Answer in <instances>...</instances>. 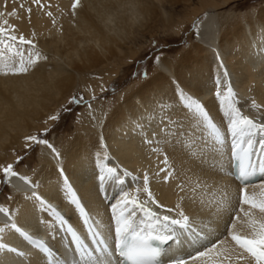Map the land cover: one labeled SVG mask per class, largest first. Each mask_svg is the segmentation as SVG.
<instances>
[{"label":"snow or ice","instance_id":"obj_1","mask_svg":"<svg viewBox=\"0 0 264 264\" xmlns=\"http://www.w3.org/2000/svg\"><path fill=\"white\" fill-rule=\"evenodd\" d=\"M253 2L249 0L245 6L243 0H233L232 8L239 9L232 16L235 24L250 28V22L257 17V10L251 7ZM31 3L40 11L51 7L45 0H31ZM20 7L24 8V4L21 3ZM80 9H83L82 0H73V15ZM26 11L31 19L33 7H28ZM4 15L0 12V17ZM9 15L16 16L17 13L13 11ZM46 15L54 25L57 23L51 11H46ZM258 35L264 37V26H261ZM36 48L34 38L18 34L17 27L9 25L7 19L0 21V75L18 77L35 70L41 60L48 59L39 51H33ZM162 55L155 56V63L167 74L169 70L164 67ZM259 56L264 57V47L259 49ZM219 67L223 70L226 90L221 91V78L217 76L214 80L215 96L226 119L231 160L236 163L235 179L240 182L238 190L233 191L232 186L223 185L217 179V174L222 175L224 172L225 149L229 147L225 142V132L214 123L200 100L183 88H176V96L182 107L153 96L147 102L137 100L135 116L125 117L120 122L124 130L122 136L127 135L130 127L133 135L140 137L141 144L147 146L151 154L163 157L160 163L164 167L151 175L149 171H144L141 176L120 164L112 166L100 161L95 165L98 195L107 206L110 223L105 225L93 219L90 211L93 201L89 199L82 202L64 167L57 168L61 183L55 191L74 206L79 222L86 226L90 234L93 248L84 243L65 215L35 190L40 185L16 171L13 163L0 164V172L4 177L0 183L10 185L15 177L33 188L30 195L24 194L31 208L17 206L13 214L9 208L0 205V213L9 216L11 220L0 227V233H4L6 228L13 230L33 246L38 254L50 257L52 248L44 240L30 235L16 221L18 218L29 220L34 217L38 224L49 228L55 223L57 228L70 236L78 257L90 260L93 264H112L113 250L121 258V264H264V184L258 185L260 192L257 194L249 193L248 183L257 174L264 175V123L243 114L241 107L237 106V93L223 59L219 60ZM133 77H142L144 82L150 80L147 70L133 73ZM169 79L179 83L174 75H170ZM117 87L114 86L111 91L115 93ZM105 91L108 89L102 87L101 92ZM96 98L93 95L92 100ZM69 103L84 105L85 99L82 95H74ZM252 104L256 106L254 100ZM87 108L89 119L96 122L91 102L87 103ZM71 111V107L64 108L62 113L50 115L45 123L59 122L63 113ZM80 119L77 116L76 122ZM13 128L14 122L6 118L0 127L5 142L12 135ZM49 131L45 129L40 136L26 135L24 147L34 149L38 145L46 146L51 150L53 158L60 161L63 159L62 153L44 138ZM102 147L107 149L108 146L104 144ZM126 150L133 151L131 140ZM24 158L18 156L16 164ZM96 158L99 161V154H96ZM103 160L107 161L109 157L105 155ZM161 173H164L165 184L170 180L175 182V189L182 202L177 203L175 208H167L168 214H162L149 206L151 202L157 208H164L150 188V181L159 178ZM110 188L115 190L114 195ZM141 193H145L147 198L141 200ZM185 208L196 215L186 214ZM110 239L112 244L109 243ZM154 241L169 246L159 247ZM5 253L28 257V253L17 247L0 242V264H13L12 258ZM33 264H40V259H33Z\"/></svg>","mask_w":264,"mask_h":264},{"label":"bare ground","instance_id":"obj_2","mask_svg":"<svg viewBox=\"0 0 264 264\" xmlns=\"http://www.w3.org/2000/svg\"><path fill=\"white\" fill-rule=\"evenodd\" d=\"M169 1L175 2L153 0L151 4L149 0H82L83 9L77 10L74 16L71 11L73 0H45L51 5L45 11H40L32 5L31 0H0V12L5 14L0 17V21L7 19L9 25L17 27L18 34L22 33L28 38H34L37 48L33 51H39L42 56L48 57L47 60H41L35 70L27 75L18 77L0 75V127L3 126L6 118L14 122L13 133L7 138V142L0 134V162L5 163L12 159L17 142L27 135L33 124L40 123L41 117L56 97V92L68 94L78 77L86 79L88 75L91 76L87 70H98L105 66L107 69H113L115 68L111 66L113 63L118 65L127 62L125 50L130 49V43L136 40L138 34H147L149 31L151 33L160 22L163 26L171 27L172 14L167 18L163 17L160 21V9ZM225 1L202 0L201 5L206 10L216 9ZM21 3L24 4V8L20 7ZM123 4L130 5L121 14L117 12L115 14L117 7ZM28 7H33L31 19L26 11ZM13 11L17 13L16 16L9 15ZM46 11L53 13L57 21L55 25L46 15ZM206 14L197 26L198 40L186 52L175 60L162 57L164 67L169 70L167 74L156 65L157 73L145 82L143 91L136 95L131 94L121 103L116 104L109 115H105L101 106L99 111L93 108L97 121L92 122L88 116L86 117L88 121L84 119L85 122L80 127L81 132L75 133L73 141L59 150L62 153V160L54 159L51 150L42 145L41 164L38 170L33 175L20 173L39 184L40 187L35 190L57 207L85 238L87 229L79 222L74 206L62 199L60 193L55 191L56 186L61 183L57 168L64 167L82 202L89 199L93 201L90 207L93 219H98L105 225L110 223L107 206L97 191L96 163L103 161L112 166L120 164L123 168L141 176L144 171H149L151 175L164 167L160 163L163 157L151 154L147 146L141 144L140 137L133 135L130 127L127 129V135L122 136L124 130L120 122L125 117L135 116L137 100L143 103L155 96L166 99L176 107H182L176 96V88H183L200 100L209 111L214 123L225 132V142L229 145L225 149L224 172L222 175L217 174V179L223 185L232 186L233 191L240 187L226 172L230 136H227L226 119L215 96L214 80L220 76L221 91L226 90L223 70L219 67V60L223 59L233 89L237 93V106L241 107L244 115L264 123V57L259 56V49L264 47V37L258 35L259 29L264 26V8L258 10L256 19L250 22L248 29L237 24H233V28L226 26L222 29L220 20L215 14ZM139 16L144 18L140 23L136 20ZM170 75H174L179 83H173L169 79ZM253 100L256 106H253ZM259 115L260 117H257ZM130 140L133 149L131 152L126 150ZM104 144L108 146L107 149L102 147ZM53 146L56 147L54 144ZM96 154H99V161ZM105 155L109 160H103ZM163 176L164 173H161L159 178L150 181V188L164 208H157L151 202L149 205L157 208L162 214H168L167 208H175L177 203L182 202L179 200L178 190L175 189V182L170 180L165 184ZM260 184H264V181L249 185V193L258 194ZM10 187L15 191L11 205L6 206L2 203L0 205L9 208L13 214L17 206L31 208V203L25 201L24 194L30 195L34 189L15 177L12 178ZM110 191L114 195L115 190L110 188ZM146 198L145 193L140 194L141 200ZM108 203H111V200H108ZM185 211L190 216L196 215L187 208ZM10 222L9 216L0 213V227ZM16 222L35 238H48L46 243L52 249L54 247L56 252L52 251L50 257L38 254L37 250L19 234L6 228L4 233H0V242L8 243L28 253V257L5 253L12 258L13 264H33V259H40V264H58L61 263V259L67 258L63 251L65 245L75 248L70 236L57 228L55 223L49 228L38 224L34 217L29 220L18 218ZM26 224L29 226L25 227ZM86 241L88 244L89 241L92 243L89 237ZM110 241L113 242L111 239Z\"/></svg>","mask_w":264,"mask_h":264},{"label":"rangeland","instance_id":"obj_3","mask_svg":"<svg viewBox=\"0 0 264 264\" xmlns=\"http://www.w3.org/2000/svg\"><path fill=\"white\" fill-rule=\"evenodd\" d=\"M174 1L177 3L179 2V4L169 1L160 9V21L163 17L167 18L172 14L173 23L171 27H167L166 25L163 26V23L161 24L160 22L151 33L149 31L147 34H138L136 40L130 43V49L125 50L128 58L127 62L118 65L113 63V65H111L115 67L113 69H107L105 66L98 70H87L88 73H91V76L88 75L86 79H80L78 77V79L73 82L72 88L69 90L68 94L65 95L62 92L60 94L56 92V97L51 101L50 108H47L43 117H41L40 123L37 122L35 123L36 125L33 124V128L30 129L27 135L35 134L40 136L44 133L45 129H50L44 138H47L52 144L56 145L58 150H60L68 143L72 142L74 136L80 131L81 124L85 122L84 119L88 116V102L92 103V109L95 108L96 111H99L101 106V110L105 112V115H109L116 104L121 103L131 94L136 95L143 91L142 88L145 87L144 84L146 83L143 81L142 77H133V73H141L147 70L150 77L155 76L157 73L155 63L156 55L162 53V57L175 60L198 40L197 26L207 15L206 13L215 14L220 20L222 29H224L226 26L228 28H233L232 26L235 22L232 16L239 10L238 8H232L233 0H226L224 3H221L222 5L218 8L209 10L202 7V0H181L182 3L180 0ZM243 4L247 6L249 0H243ZM128 5L130 4H123L117 7L114 13L121 14L126 10ZM251 7H254L258 12L259 9L264 8V0H254ZM118 8L120 10H118ZM134 18L136 17L134 16ZM136 20L140 23L144 18L143 16H139ZM158 45L162 47H158ZM114 86H118L115 93L111 91ZM102 87L108 89V91L101 92ZM74 95H82L85 99V104H70L69 101ZM93 95L97 97L94 101L92 100ZM68 107H71L72 111L70 113H63V118L59 122L48 121V123H45L50 115L62 113L63 109ZM77 116L81 118L79 122H76ZM257 117H260V115ZM261 117H263V115H261ZM86 119V121H88V118ZM24 143V138L19 140L14 149L15 151L12 159L5 163H0H13L16 171L33 175L41 164L40 152L42 151V145L35 146L34 149H25ZM18 156H24L25 158L21 160L19 164H16V158ZM3 178V173L0 172V181H3ZM9 196L13 199L15 191L10 185L0 183V203L10 206L12 199L9 200ZM52 250L54 253L56 252L54 247Z\"/></svg>","mask_w":264,"mask_h":264},{"label":"clouds","instance_id":"obj_4","mask_svg":"<svg viewBox=\"0 0 264 264\" xmlns=\"http://www.w3.org/2000/svg\"><path fill=\"white\" fill-rule=\"evenodd\" d=\"M149 3L153 4V0H149Z\"/></svg>","mask_w":264,"mask_h":264}]
</instances>
